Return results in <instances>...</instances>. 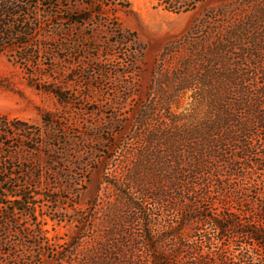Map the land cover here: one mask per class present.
Masks as SVG:
<instances>
[{
  "label": "rangeland",
  "instance_id": "obj_1",
  "mask_svg": "<svg viewBox=\"0 0 264 264\" xmlns=\"http://www.w3.org/2000/svg\"><path fill=\"white\" fill-rule=\"evenodd\" d=\"M27 1L28 43L0 49V264H264L239 234L264 151L232 176L217 156L178 170L264 86V0Z\"/></svg>",
  "mask_w": 264,
  "mask_h": 264
},
{
  "label": "trees",
  "instance_id": "obj_2",
  "mask_svg": "<svg viewBox=\"0 0 264 264\" xmlns=\"http://www.w3.org/2000/svg\"><path fill=\"white\" fill-rule=\"evenodd\" d=\"M89 3L96 5L103 2L101 0H90ZM27 7V0H0L1 50L9 49L12 46V40H18L21 38L20 44L28 43L24 40V38L31 34L27 31L29 23L20 19V17L27 13ZM80 19L86 21L88 18L87 16H82L80 18L71 16L73 23L81 22ZM30 56V52L25 51L21 55V58L28 60ZM260 66L262 65L260 64ZM260 72L264 73V68ZM236 77L238 76L236 75ZM250 97L251 98L249 102H247L249 104H240L241 107H239V109L242 112V116L237 117L236 120L235 118H230V115L232 114L230 113V109L232 110V108L229 109L226 107V116H224L223 119H220L219 121H212L210 124L211 126L205 135L204 133L201 134L195 129L193 133L195 136L194 141L188 148L189 156L192 158L190 159V164H187L188 168L182 165L183 160H180L178 165L180 174L189 171L188 177H193V182L194 178L203 168L201 158L205 159V156H217L220 158V160H223L226 166L229 168L231 174L230 176L239 172V169L243 166H248L249 168L255 170H258V168L261 167V154L258 151H264V135H261L262 132H264V112H260V108L264 107V86L256 88ZM232 145L236 149L229 152V146ZM179 155L180 159H182L180 153ZM206 168L213 170L212 166L209 165ZM261 176L264 179V169H262ZM216 177L217 180L220 179V177ZM247 191V189L244 190L245 193L243 194L245 195ZM256 214L258 215V220H249L246 225L241 224V231H239V234L241 236H250L252 240L261 244L264 249V191L258 198V210ZM225 219V217L223 219L220 216H210L204 219L215 226V228L220 231L219 233H222L221 236L223 241L225 238L224 232L228 228ZM183 223L184 222H180V227L176 230L178 234L181 232ZM234 226H237V224H234ZM206 238L207 240L211 241L210 235ZM224 242H222L221 245H223ZM184 246L185 244L180 239L179 246L175 250L174 255H180L184 249ZM255 255V252H250L248 250L244 252L243 250L242 256L244 259L239 264H256ZM157 260H159V258ZM203 264L212 263L203 262Z\"/></svg>",
  "mask_w": 264,
  "mask_h": 264
}]
</instances>
